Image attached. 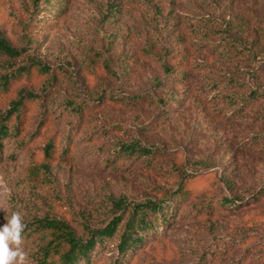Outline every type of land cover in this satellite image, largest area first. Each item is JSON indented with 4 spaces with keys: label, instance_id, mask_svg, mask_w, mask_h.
<instances>
[{
    "label": "rangeland",
    "instance_id": "obj_1",
    "mask_svg": "<svg viewBox=\"0 0 264 264\" xmlns=\"http://www.w3.org/2000/svg\"><path fill=\"white\" fill-rule=\"evenodd\" d=\"M60 1L0 0V30L24 48L0 55V74L33 56L57 75H24L0 98L1 113L21 88L40 94L0 147V226L19 212L81 236L107 219L112 198L159 199L189 160L207 157L213 166L189 184L195 195L158 234L126 257L107 242L93 264H264V96L245 98L254 80L264 86V66L250 76L264 57V0ZM135 137L163 155L119 154ZM50 139L66 155L45 160ZM234 195L248 200L220 207ZM49 234L23 236L28 264Z\"/></svg>",
    "mask_w": 264,
    "mask_h": 264
},
{
    "label": "trees",
    "instance_id": "obj_2",
    "mask_svg": "<svg viewBox=\"0 0 264 264\" xmlns=\"http://www.w3.org/2000/svg\"><path fill=\"white\" fill-rule=\"evenodd\" d=\"M40 2L57 7L63 4L60 0H34L36 4ZM22 54H24V48L13 46L0 30V55L14 60ZM260 66H264V57L259 60L257 66L251 69L250 76L253 79H257L258 69L262 68ZM6 69L0 74V98L11 92L14 83L22 80L24 75H31L32 72L47 75L51 83L57 79L54 68L33 56H29L25 64L15 68L10 66ZM248 90L245 98L256 100L264 96V86L255 83V80ZM39 95L38 92L21 88L17 91L16 97L10 100L8 108L0 113V147L5 138L17 137L20 131L24 129L30 104L38 99ZM127 96L128 102L136 103L140 100L139 95ZM110 99H113L114 102L119 101L117 97ZM244 101L246 100L243 99ZM81 111L82 108H80ZM261 138L264 139V134ZM58 146L60 144H56L54 139L48 140L42 148L44 159L52 161L61 155H66L67 151L64 147L59 154L57 153ZM118 150L120 151L119 154L128 156L161 157L163 155L162 151L140 141L137 137L127 142H120ZM187 166L189 172L186 169L183 170L176 186L159 199L144 198L131 201L125 196L112 198V206L108 211L107 219L100 226H86V230L81 236H77L65 221L48 217L25 223L26 227L22 236L43 229L50 231V239L43 248L40 257L37 258V264H93L100 253L99 251L107 242L111 241H116V251L120 257H126L143 244L146 239L150 238V235L158 234V231L173 218L179 203L195 195L194 189L189 188L190 181L196 177L194 175L198 174L202 168L212 167L213 162L207 157H198L189 160ZM221 178L230 189L233 188L230 178L225 175H222ZM262 192L263 189L261 188L252 192L251 196H253L254 201L258 200ZM246 200L248 199L234 195L230 198L221 197L219 203L222 205L220 207L228 208L236 207L245 203ZM207 208L216 209L212 203Z\"/></svg>",
    "mask_w": 264,
    "mask_h": 264
},
{
    "label": "clouds",
    "instance_id": "obj_3",
    "mask_svg": "<svg viewBox=\"0 0 264 264\" xmlns=\"http://www.w3.org/2000/svg\"><path fill=\"white\" fill-rule=\"evenodd\" d=\"M25 227L19 212H13L0 226V264H28V254L22 248Z\"/></svg>",
    "mask_w": 264,
    "mask_h": 264
}]
</instances>
